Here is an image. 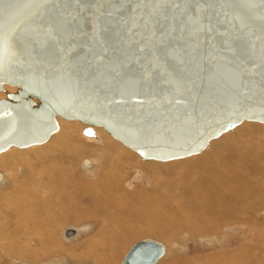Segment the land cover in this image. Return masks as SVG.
I'll use <instances>...</instances> for the list:
<instances>
[{
    "label": "water",
    "instance_id": "obj_1",
    "mask_svg": "<svg viewBox=\"0 0 264 264\" xmlns=\"http://www.w3.org/2000/svg\"><path fill=\"white\" fill-rule=\"evenodd\" d=\"M177 2L145 27L156 6L141 0H0V151L44 139L56 115L163 160L243 120L264 122V0ZM198 9L226 35L197 38L188 22ZM37 117L31 135L1 130ZM162 252L140 240L122 264H152Z\"/></svg>",
    "mask_w": 264,
    "mask_h": 264
},
{
    "label": "bare ground",
    "instance_id": "obj_2",
    "mask_svg": "<svg viewBox=\"0 0 264 264\" xmlns=\"http://www.w3.org/2000/svg\"><path fill=\"white\" fill-rule=\"evenodd\" d=\"M22 14L23 17L26 16L25 12H22ZM0 55H4L3 50L0 52ZM6 87H12V89L15 88L16 90V87L14 85H4V89L6 91H9L6 89ZM33 101H35L36 103L38 102V100L35 98H33ZM55 117L58 125L57 129L47 135L44 139L34 143H30L25 146L12 145L0 151V249H2L3 253H8L14 257L17 256L21 258V260L23 259L24 261L30 264L36 263L39 258H44V260L47 261V259L54 253V251L56 250L55 248L57 247L55 246L54 242V232L57 229L55 228V225L58 222H62L64 220L65 223H79V219L84 218L85 215L89 216L88 207L83 205L81 202L75 201V194L83 197L86 196L88 199H92L98 204L94 206V216L100 217L102 215L107 214L113 215L112 218L114 220H110L111 223H114L113 229L122 232L123 228L125 227H128V229H130L131 222L128 224L126 223L125 225V222H123V220L118 219L117 215L122 214L124 211H121L118 205L119 200L117 201V198L120 199L121 197L124 200V203L126 202L127 207L129 208L126 212L132 214L133 217L146 219L145 226H150L151 228L152 226H154L155 228H159L162 224V221H168V219L166 220V217L170 218V216L168 215L174 216L175 214V211H169V208L166 209L164 205V200L170 206L172 203L175 204L177 206L175 207L179 209L178 211L187 212L189 209H191V207L195 206L194 201L200 199L202 194L207 196L205 193H208V189L212 188L217 195H220L221 200L228 202L231 199L232 201L230 203H232L234 197L231 193H226L224 189L225 181L226 183L229 182L230 184H232V182L229 181L232 177H234L235 179H239V181L241 182V180L245 181L250 176H248L246 169L241 166L235 165L236 162L235 164H225L224 160L226 155H218L217 153H215L216 151L214 150V148L209 145H211L214 140H219L218 142L221 141V143H223V146L230 140L231 143L233 137L232 135L230 136L229 132L227 133V131L235 128L237 125L243 123L244 121L254 120H243L236 126L230 128L229 130L224 131L213 138H210L205 144V146L199 149L198 151L182 157L171 158L168 160L142 157L137 151L124 144L120 140L116 139L102 126L92 125L91 129L93 130V134H83L86 136H90V138L95 137L93 139L98 140L97 143L104 142L103 145L105 144L104 147L108 155L110 154V150H112L113 152V149L114 151L116 150L118 154L115 156V158L112 157V160L108 156L104 157L101 163H96V161L92 157L84 156L78 159L77 163L76 155L82 152L83 150L79 148L78 145H73L74 148L70 149L65 147V145L67 144V140L68 142H70L68 136H71L70 134L66 133L67 131L65 130H67L68 127H66L65 125L70 121H74L73 126L77 128H82L83 126L78 124V122H81L88 126L89 124L78 119H67L60 115H56ZM59 118H63L64 120L69 121L66 122L60 120ZM38 120V117L34 120V122L30 121V118H26L23 122L18 123L14 127H11L9 125V127H3L1 130L13 128L12 131L14 132V137L31 135L35 131L41 129L37 125ZM260 123L264 124V122ZM95 126H99L100 128H102L103 132L99 129V127L97 128ZM255 127L262 128V130L264 129V126L259 124ZM104 131L107 132V134ZM84 144L85 142L82 141L81 145ZM91 144L95 145L94 142H91ZM112 146H114L115 148H112ZM82 148L85 149V146H82ZM246 150L244 148V151ZM133 151L135 153H138L142 157V159L148 160L145 162H141L140 160H138L139 158L135 153H133ZM253 154L256 155L259 162L264 160V147H261V149L256 148L255 150H253ZM243 155L244 153L241 152V162L247 160ZM128 159H133V162L130 163ZM215 159L220 162L224 161V164H219L218 162L213 163L212 161ZM151 160L162 161V163L154 162ZM104 161H106L107 163H104ZM57 163L61 165V168ZM238 163L239 162L237 161V164ZM78 164L81 166L83 172L90 171L89 173H94L98 176H96L95 179L93 178L92 180H87L89 181V183H77V181L75 180L77 176L75 174H77L78 170H76V167H74V165ZM135 168L140 170L141 173L142 171H144V174H146L147 176L149 175L152 182H155L157 185V188L155 186L154 188L160 190L155 191L150 186H143L142 184H138L136 187H132L133 189L130 190L123 188L124 180L129 178V174L132 173ZM176 169L180 170V173L177 175L178 178L171 179L167 178L166 175L162 174V172L171 173L172 170ZM55 170H59V176H53V172ZM222 177H224V179ZM215 179L218 180L215 181ZM229 183H227L226 186H228ZM29 185L35 187V190L33 192H28L26 190V186L28 187ZM89 185L92 186V188H89ZM4 189L5 192H3ZM52 200L55 201L56 204L52 203ZM64 202V209H66L65 216H56L55 208H58L57 204ZM59 206L60 209L63 208L61 204ZM112 210H114V212H112ZM225 210L226 208H224L223 210L222 207L221 211H218L220 213H226V215L229 216L230 220L231 218H234L233 212L231 211L232 209L229 208L227 209V211ZM242 217L246 218V216L244 215ZM153 219L154 225L152 224ZM239 219L241 220L240 217L236 218L237 221ZM237 221H235L234 219L230 222L232 225H235ZM167 226L169 227V225ZM143 227L144 225H138L132 229V232L134 234H140L139 231H141L142 233ZM85 229H88V225L87 227L79 226L76 228L69 227V225H67L66 223L59 226L58 231L61 230V234L63 233L62 236L67 239V241H71L70 239L77 237L80 232H84ZM228 229H232V227H229ZM167 231L171 230H166L165 232ZM144 236L147 237L141 238L137 241L152 240L159 243L163 247V252L152 263L161 264V262L165 258L163 260L161 259L166 252H169L170 246L167 245V243L165 242L159 241L161 239H157V237H155L156 239H154L153 236L149 237L147 234H145ZM56 239L59 238L56 237ZM110 240L112 241L111 238ZM133 244H129L130 247ZM130 247L128 249L126 248L127 251L130 249ZM236 250L238 251V249ZM237 253L239 255L244 253V251L242 249H239ZM122 260L123 258L121 259L120 264H122ZM45 264H47V262H45Z\"/></svg>",
    "mask_w": 264,
    "mask_h": 264
},
{
    "label": "rangeland",
    "instance_id": "obj_3",
    "mask_svg": "<svg viewBox=\"0 0 264 264\" xmlns=\"http://www.w3.org/2000/svg\"><path fill=\"white\" fill-rule=\"evenodd\" d=\"M6 89L9 90V92L11 91L13 92L15 90V88L12 89V87H8V88L6 87ZM3 97H5V93L0 92V98ZM59 119L66 122L69 121V120H64L63 118H59ZM73 124L74 121H70L65 125L66 127H68V129L65 130L67 131L66 133L71 135L68 136L71 143L68 142L67 140V144L65 145V147L70 149V148H74L73 145L75 146L78 145L79 148L83 150L82 152L76 155L77 163H78V159L84 156L92 157L96 161V163H101L104 157L108 156L112 160V157L115 158V156L118 154V152L116 150L114 151L113 149V152L112 150H110L111 155L110 154L108 155L104 147L105 144L103 145L104 142L97 143L98 140L93 139L95 137L90 138V136L84 135L82 130L88 125L78 122V124L83 126L82 128H77L73 126ZM258 124L264 126V124L260 122L244 121L243 123L237 125L235 128L227 131V133L229 132L230 136L232 135L233 137L231 143L230 140L223 146V143H221V141L218 142L219 140L218 141L214 140V142H212L211 145H209L214 148V150L216 151L215 153H217L218 155L221 154L226 155L224 160L225 164L228 163L235 164L236 162L235 165L243 167L244 169L247 170L248 176L250 175L247 180L245 181L241 180V182L239 181V179H235L234 177H232L229 180L232 182V184L227 182L229 183L228 185L229 187L226 186L227 183L225 181L224 189L226 193H231L234 197L232 203H230L232 201L231 199L228 202L221 200L220 195H217L212 188L208 189V193H205L207 196L202 194L200 199L196 197L198 200L194 201L195 206L191 207V209H189L187 212L178 211L179 209L176 208L177 206L175 204L172 203L170 206L164 200V205L166 209L169 208L168 209L169 211H173V212L175 211L174 212L175 214L173 213L174 216L168 215L170 216V218L166 217V220L168 219V221L167 222L162 221V224L159 228H155L154 226H152L151 228L150 226L148 227L145 226L146 219L133 217L132 214L126 212L128 211L127 209L129 208L127 207L126 202L124 203V200L120 197V199L117 198V201L119 200L118 205L121 211L124 212L122 214L117 215L118 219L123 220V222H125L124 223L125 225L126 223L128 224L131 222L130 229H128V227H125L124 225L125 228L122 227L123 230L121 232L119 230L117 231L113 229L114 223L110 222V220L111 221L114 220L112 218L113 215L107 214V215H102L100 217L94 216V212H93L94 206L98 204L92 199H88L86 196L83 197L75 194L76 196L75 201L81 202L83 205L88 207L89 216L85 215L84 218L79 219L78 221L79 223H73V222H66V223L67 225H69V227H76V228L79 226L87 227L88 225V229L87 230L85 229L84 232H80V234L77 237L70 239L71 241L69 240L67 241V239H65L62 236L63 233L61 234V230L58 231L59 226L66 223L64 220L62 222H58L55 225V228H57L56 229L57 232L56 231H55L56 233L54 232V242H55V246H57L55 248L56 250L47 259V261L44 260V258H39L38 261L33 264H45V262H47V264H49L50 262H51L50 264H120L121 259L124 257L130 245L141 238L147 237L144 236L145 234H147L149 237L153 236L154 239H156L155 237H157V239L158 238L161 239L159 241L165 242L167 243V245L170 246L169 252H166L163 255L161 260H163L164 258L165 259L161 262V264H233V263L234 264H264V160L259 162L256 155L253 154V150H255L256 148L261 149V147L262 148L264 147V129L262 130V128H256L255 126ZM95 127L98 128L99 126H95ZM99 129L103 132L102 128L99 127ZM105 133L107 134V132ZM82 141L85 142L84 145H81ZM91 142H94L95 145H92ZM82 146H85V149H83ZM112 148L115 147L112 146ZM244 148L245 150L246 149L248 150L244 151ZM238 149L240 152L238 151ZM241 152L244 153L243 156L245 157V159H247V160L244 159L245 161L242 160L244 162H241L240 160ZM133 153L135 152L133 151ZM135 154L139 158L138 160H140L141 162H145L148 160V159L146 160L142 159V157L138 153ZM128 161L132 163L133 159L132 160L128 159ZM151 161L162 163V161H156V160H151ZM224 161L220 162L217 161V159H215L212 162L213 163L218 162L219 164L221 163L224 164ZM237 161L239 162L238 164ZM164 162H170V161H164ZM104 163L107 162L104 161ZM57 164L61 168V165L59 163ZM74 167H76V170H78L77 174H75L77 176V178L75 179L77 183L78 182L83 184L89 183V181L87 180H92L93 178L95 179L96 176H98L94 173H89L90 171L83 172L79 164L74 165ZM144 173H145L144 171H142L141 173L140 170L135 168V170H133V172L129 174L130 175L129 178L124 180L123 188L130 190L136 187L138 184H142L143 186H150L155 191H159L160 189L154 188V186L155 187L157 186L156 183L152 182L150 176L148 175L149 176L148 177ZM169 173L170 172H162V174L166 175L167 178H171V179L178 178L177 175L180 173V170L179 169L172 170V172L170 174ZM53 176H59V170H55L53 172ZM222 178L224 179V177ZM216 180L218 179H215V181ZM242 184L244 187L242 186ZM31 187H32L31 185H29L28 187L26 186V190L28 192H33L35 190V187H32L33 189ZM88 187L92 188V186L90 185ZM3 192H5V189L3 190ZM51 202L56 204L55 201L53 200ZM60 204L63 206L62 209H60L59 206ZM60 204L59 203L57 204L58 208L54 207L56 209V216L57 215L65 216L66 214V209H64L65 202ZM210 204L212 207L210 206ZM167 205H169L170 207ZM222 207L223 210L224 208H226L225 211H227V209L229 208L232 209L231 211L233 212L234 218H231V220L235 219V221H237L236 218L239 217L241 218V220L239 219L236 222L237 225L236 223L235 225L231 224L230 222L231 220L229 216L226 215V213L219 212L221 211ZM112 212H114V210H112ZM243 215L246 216V218L242 217ZM173 217L175 220L173 219ZM152 224L154 225V219ZM189 224L191 225L192 228L190 227ZM138 225H144V227L142 228L143 229L142 233L144 234H142L141 231H139L140 234H134L132 232V229ZM167 225H169V227ZM229 227H232V229H228ZM165 229L171 231L165 232L166 231ZM56 237H58L59 239H56ZM110 238L112 239V241L110 240ZM236 249H238V251L239 249H242L244 253L238 255L237 253L238 251ZM0 264H30V263L24 261L23 259L21 260V258L17 256L14 257L8 253H3L2 249H0Z\"/></svg>",
    "mask_w": 264,
    "mask_h": 264
},
{
    "label": "snow or ice",
    "instance_id": "obj_4",
    "mask_svg": "<svg viewBox=\"0 0 264 264\" xmlns=\"http://www.w3.org/2000/svg\"><path fill=\"white\" fill-rule=\"evenodd\" d=\"M141 2L145 4L151 2L156 6L152 10H147L146 15L149 19L145 21V27H149L152 22H158L155 21L154 18L163 15V13L160 12V5L167 3L172 4L177 9L180 7V4L177 2V0H141ZM137 10L139 11V8ZM202 13L203 10L198 9L197 15L191 17L188 22L192 33H194L197 38L203 34L211 43L214 42L216 35H226V33H220L217 31L216 25L213 23V18L211 15H204ZM140 19L143 20L144 17L141 16ZM162 38L163 37H161V39ZM224 42L227 43V41Z\"/></svg>",
    "mask_w": 264,
    "mask_h": 264
}]
</instances>
